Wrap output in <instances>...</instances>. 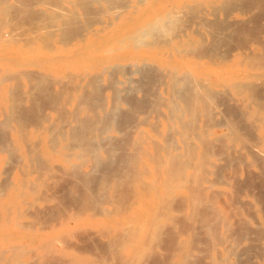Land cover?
I'll list each match as a JSON object with an SVG mask.
<instances>
[{
    "label": "bare ground",
    "instance_id": "bare-ground-1",
    "mask_svg": "<svg viewBox=\"0 0 264 264\" xmlns=\"http://www.w3.org/2000/svg\"><path fill=\"white\" fill-rule=\"evenodd\" d=\"M196 251L264 264V0H0V264Z\"/></svg>",
    "mask_w": 264,
    "mask_h": 264
},
{
    "label": "rangeland",
    "instance_id": "rangeland-1",
    "mask_svg": "<svg viewBox=\"0 0 264 264\" xmlns=\"http://www.w3.org/2000/svg\"><path fill=\"white\" fill-rule=\"evenodd\" d=\"M133 77L134 78H137L138 77V75L137 74H133ZM141 95V94H140ZM149 119H150V122H153V121H156V119L153 117V116H150L149 117ZM148 127L145 125V126H142V127H140V128H138V129H132L131 131H130V133H131V135L134 137L135 135H137V134H140L141 132V129L144 131H146V129H147ZM218 132H221L220 130H222V129H216ZM144 131V133H142L143 135H145V136H147L146 135V132ZM139 132V133H138ZM150 132V131H149ZM134 133V134H133ZM117 134V133H116ZM150 134H151V138H154V139H157L159 136H158V134L157 133H155L154 131L153 132H150ZM118 135V134H117ZM221 144V145H220ZM216 145V146H215ZM215 145H214V150H215V148H216V152H219V150H221L222 148H223V146H224V143L222 142V143H220V141H216V143H215ZM217 146H218V148H217ZM14 157H16V158H14ZM12 158V159H11ZM10 159H8V160H6L7 162H5L4 164H3V166H2V170H4V172H5V169H7V170H12V169H9V168H7V167H10V168H14V166H15V164H16V162H17V156H12ZM16 159V160H15ZM9 161H11V162H9ZM13 161V162H12ZM15 162V163H14ZM7 166V167H6ZM5 168V169H4ZM7 172V171H6ZM6 172L5 173H3V177H7V175L8 174H6ZM245 172H247L248 173V169H244V166L242 167V172H241V174H239V175H235V177H232L231 178V175L232 176H234V173L232 172V170L230 169V170H227L226 171V175L229 177L228 179H229V181L231 182V184L232 183H235V185H236V183H237V185L239 184V180H240V183L242 184V181L244 180V176H245ZM9 173V172H8ZM228 173V174H227ZM249 174H246V178H247V176H248ZM214 175H212L211 177L212 178H214L213 177ZM233 178H234V180H233ZM236 178V179H235ZM237 178H239V179H237ZM243 179V180H242ZM234 185V184H233ZM233 185H226L227 186V190H228V192L226 193V196H225V199H224V202H225V204H224V206L226 207V205H227V207L228 206H230L231 207V203L233 202V201H236V197H237V199L239 198V200L240 199H242V189H241V186L239 185V186H234L233 187ZM225 186V185H224ZM224 186H222V185H220V186H218V185H216L215 187L216 188H218V187H221V188H223ZM238 187L240 188V190L238 189ZM238 189V191L240 192V193H238V191L237 190H234V192L235 193H232L233 192V190L232 189ZM238 193V195H237V193ZM230 195V197H228ZM235 196V197H234ZM230 198V199H229ZM231 198H232V200H231ZM235 198V200H233ZM238 201V200H237ZM229 203H230V205H229ZM144 209H147L148 208V206H144L143 207ZM228 209V208H227ZM233 221H235L236 222V220H235V218L233 219ZM236 224V223H235ZM234 224V226H236ZM196 253L198 254V257L196 258V260L195 261H197V262H199L200 264H204V261H203V256H204V254L202 255V254H199V252L198 251H196ZM200 255V256H199ZM197 259H199V260H197ZM201 261H202V263H201ZM193 264V263H192Z\"/></svg>",
    "mask_w": 264,
    "mask_h": 264
}]
</instances>
